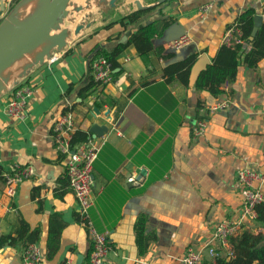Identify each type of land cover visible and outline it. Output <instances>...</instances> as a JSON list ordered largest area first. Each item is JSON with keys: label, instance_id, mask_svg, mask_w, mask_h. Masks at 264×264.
Here are the masks:
<instances>
[{"label": "crops", "instance_id": "1", "mask_svg": "<svg viewBox=\"0 0 264 264\" xmlns=\"http://www.w3.org/2000/svg\"><path fill=\"white\" fill-rule=\"evenodd\" d=\"M5 1L0 0V8ZM208 1L171 0L162 7L164 15L153 12L149 20L163 16L176 20L164 36L153 40L155 47L165 48L166 57L155 50L139 55L133 46L128 47L100 102H94L93 93L75 105L80 99L75 91L66 96L69 83L84 78L98 44L112 48L116 40L108 42L109 37L120 34L126 41L137 30V25L129 30L121 24L105 28L136 9L96 25L60 51L55 61L28 71L24 79L34 92L24 119L9 117L5 111L13 86L0 96V238H17L25 220L30 231L39 230V238L32 243L41 247L44 264L69 260L88 264L91 237L69 187L67 158L52 139L54 124L67 106L79 124L77 142H82L84 132L91 134L94 123L108 127L94 163L95 199L88 212L95 228L108 232L112 241L113 251L104 264H184L189 247L205 249L220 221L240 216L237 171L250 167L264 173V58L256 68L241 64L236 79L230 80L228 88L224 82L225 92L219 96L197 89L195 82L199 72L212 63L226 30L249 8L262 15L264 0H220L204 11ZM183 31L190 43L172 50L167 37ZM77 36L68 37V44ZM193 53L199 57L190 85L178 75L168 81L164 68ZM223 101L228 106L211 114L205 136L195 138L192 126L201 116L200 105ZM96 103L101 105L100 113L93 112ZM111 120L117 121V128ZM15 164H31L36 174L10 197L4 193V174ZM255 185L264 192L263 181ZM55 213L64 226L58 251L49 257ZM141 214L146 215L141 241L145 252H140L137 231ZM251 230L264 234L260 222L251 225ZM27 243L10 239L0 244V264H24ZM220 257L233 258L227 249L220 250ZM213 258L206 251L205 259Z\"/></svg>", "mask_w": 264, "mask_h": 264}, {"label": "built area", "instance_id": "2", "mask_svg": "<svg viewBox=\"0 0 264 264\" xmlns=\"http://www.w3.org/2000/svg\"><path fill=\"white\" fill-rule=\"evenodd\" d=\"M220 0H209L204 6V11L210 10ZM264 20V12L262 13ZM191 41L188 34L184 33L169 41L168 47L177 51ZM222 44L235 47L241 44L246 50L251 44L242 38V31L236 23L227 29L222 37ZM58 53L53 52L45 62H53L58 58ZM129 57L126 58L128 60ZM92 74L95 81L99 82L100 90L93 95L94 102H100L105 97L106 87L114 81V68L112 62L104 55L95 57L91 63ZM231 81L225 80L228 88ZM34 89L25 80L12 87L11 94L5 105V111L9 117L24 119L28 112L29 100ZM228 106L227 101L215 103L211 106L202 105L199 108L200 117L192 126V134L199 139L205 136L210 121V115ZM93 112H95L93 110ZM113 128H117V121ZM79 129L75 112L69 108L57 119L53 127L52 139L57 149L66 156V175L69 187L78 202V213L82 223L88 228L92 251L90 253L91 264H104L105 259L113 251L112 241L108 232H100L93 225L88 215L90 207L94 204V163L105 141V133L102 136L93 137L92 134L86 141L75 142V133ZM36 170L31 164H15L12 170L4 174V193L13 197L18 186L26 179L34 176ZM237 182L242 194V207L239 217L225 218L220 221L210 237L209 243L204 248L189 247L183 257L184 264H204L206 251L213 257L220 255L221 249H227L230 256H234L231 239L245 230H251V225L257 222L258 205L264 203V192L255 185L256 182H264V173L250 167L239 169L236 173ZM24 264H44L43 251L37 243H29L23 251ZM64 264H74L67 261Z\"/></svg>", "mask_w": 264, "mask_h": 264}, {"label": "trees", "instance_id": "3", "mask_svg": "<svg viewBox=\"0 0 264 264\" xmlns=\"http://www.w3.org/2000/svg\"><path fill=\"white\" fill-rule=\"evenodd\" d=\"M19 1L20 0H12L10 2V7L14 8ZM170 1L171 0H164L152 6L136 9L122 16L118 21L106 25L105 28H110L115 24H121L125 30H129L128 28L130 26L137 25V30L135 32H130L126 41H120L122 38L120 34L115 37H109L107 39L108 42L116 40L112 48L98 44L92 50L93 54L90 57V64L86 75L79 83H69L66 96L71 95L73 91H75L76 96L80 99L75 102V105H77L100 90L99 82L95 81L91 66L93 59L99 55L106 56L109 61L112 62L114 69L120 66V58L130 46H133L139 55H146L155 50L158 55L166 57L163 55L165 48L163 46L155 47L153 40L156 37L164 36L168 28H170L176 20L173 17L165 16L152 19L151 21H149V19H151L155 11H159L161 15H164L162 7ZM256 16L257 13L255 9L249 8L239 15L235 21L237 27L242 31V38L251 44V48L246 50L241 44H237L235 47L222 44L215 54L212 63H209L199 72L195 82V87L197 89L206 90L212 95L219 96L225 92L221 87L225 80L229 79L234 81L236 79L238 67L241 64L245 63L251 68L258 67L260 61L264 58V22L261 23L254 38L251 39L253 30L256 26ZM2 21L3 20H0V23ZM198 57L199 53H193L165 67L164 74L167 76V80L172 81L175 79V76L178 75L186 85H190L192 68L198 60ZM95 106L98 108L101 107L99 103H96ZM201 106L202 105H200V107ZM67 108L68 106L65 109ZM88 138V133L84 132L83 137L79 140L85 141ZM74 141L77 142V139ZM257 211V222H260L264 228V203L258 205ZM145 224L146 215L141 214L137 220V231L140 235V238L138 237L140 252H145L146 250V247H143V242H141ZM63 226L64 223L60 220V214H53L48 238L49 257H53L58 251ZM38 238L39 230L30 231L28 223L22 220V224L18 228V237L2 236L0 238V244L10 239L12 242L25 240V243L28 242L27 244H29L36 241ZM231 243L234 256L230 261H227L225 257H220L219 255L213 259H205L204 264H264V234L262 232L255 233L245 230L236 237H232ZM88 264H91L90 259Z\"/></svg>", "mask_w": 264, "mask_h": 264}, {"label": "water", "instance_id": "4", "mask_svg": "<svg viewBox=\"0 0 264 264\" xmlns=\"http://www.w3.org/2000/svg\"><path fill=\"white\" fill-rule=\"evenodd\" d=\"M24 1L28 0H20L10 14L0 23V76L6 73L22 56L35 51L46 40H48L49 44L43 45V48L36 52L37 57L34 62L28 65V69L31 70L35 65L43 64L47 57H51L54 48L57 51H62L67 45V29H63L59 33H54L53 31L58 27L59 21L66 15L67 8L73 0H38V4L30 10L16 14L19 6ZM111 4L115 5V0H112ZM137 4L138 9L144 8L141 2L137 1ZM4 8L5 4L3 2L0 14ZM255 20L256 26L251 39L254 38L262 23V15H257ZM184 33L185 31L172 33L167 39L171 40ZM125 39L126 37H123L120 41H124ZM2 82L0 77V83ZM2 92L1 89L0 96ZM94 111L100 113V109L97 106L94 107ZM107 131L108 127L106 125H100L98 123L92 124L89 128V132L93 137L102 136Z\"/></svg>", "mask_w": 264, "mask_h": 264}, {"label": "rangeland", "instance_id": "5", "mask_svg": "<svg viewBox=\"0 0 264 264\" xmlns=\"http://www.w3.org/2000/svg\"><path fill=\"white\" fill-rule=\"evenodd\" d=\"M12 0H6L5 1V8L2 10L0 14V20L5 19L13 8L10 7V2ZM112 0H73L72 3L67 8V13L64 15V18L59 21L58 27L53 31L54 33H59L63 29H67L68 31V37H72L75 35V33H78V36L75 40L71 41L69 44L64 47L66 49L69 45H73L77 42V39L82 36L83 33H87L88 31H91L96 25L105 23L115 17H117L121 13H127L131 10L137 9L138 4L137 1H142V4L144 6L155 3L158 0H115V5L111 4ZM38 4V0H34L33 3L30 4V10L33 6ZM1 9V8H0ZM27 10V11H28ZM48 42L42 44L39 46L35 51H32L29 54L31 62H34L37 53L40 49L43 48V45H47ZM49 44V43H48ZM54 52H57V50L54 48ZM60 52V51H59ZM62 52V51H61ZM33 58V59H31ZM48 58V57H47ZM46 58V59H47ZM26 59V61H21L17 66L14 64L11 66L9 70L6 71L1 77L2 83L1 85L5 84V81L8 77H10L14 70H17L18 67H20L24 62L29 61ZM36 66V65H35ZM15 67V68H14ZM29 67V66H28ZM25 70L24 74L21 76H18V74L14 77L16 80L9 85L4 87L3 93H6L14 84L17 82L25 80V76L27 75L28 71L30 69Z\"/></svg>", "mask_w": 264, "mask_h": 264}, {"label": "bare ground", "instance_id": "6", "mask_svg": "<svg viewBox=\"0 0 264 264\" xmlns=\"http://www.w3.org/2000/svg\"><path fill=\"white\" fill-rule=\"evenodd\" d=\"M33 2H34V0L24 1V2L19 6L18 10L16 11V14H20L21 12L27 11L28 8H30V7H29L30 4L33 3ZM52 33H53V32H52ZM67 38H68V35H67ZM67 38H66V41H67ZM46 42H48V40H46ZM46 42H44V43H46ZM44 43H43V44H44ZM67 43H68V41H67ZM30 53H31V52H30ZM29 57H30V56H29L28 53L25 54L24 56L21 57L20 60L16 61L15 64H16V63H17V64H16V65L14 64V65L17 66L21 61H22V62H23V61H26V59H28ZM31 59H33V58H31ZM28 60H29V61L24 62V64H22L20 67H18L17 70H14V71H13L12 75L6 79L5 84L0 86V90L2 89V91H4V87H5V86H9V85L13 82V80L15 81L16 78H17L18 76H21V75L24 74V72H25V70L27 69L28 65H30V63H31V61H32V60H30V59H28ZM14 68H15V67H14ZM17 74H18V76H17L16 78H14Z\"/></svg>", "mask_w": 264, "mask_h": 264}]
</instances>
